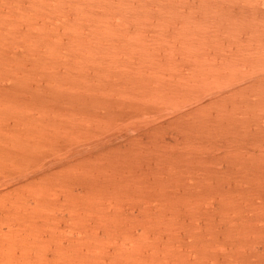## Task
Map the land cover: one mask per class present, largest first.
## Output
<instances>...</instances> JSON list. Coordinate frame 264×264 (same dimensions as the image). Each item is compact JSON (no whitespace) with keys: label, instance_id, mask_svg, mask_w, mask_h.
Listing matches in <instances>:
<instances>
[{"label":"rangeland","instance_id":"rangeland-1","mask_svg":"<svg viewBox=\"0 0 264 264\" xmlns=\"http://www.w3.org/2000/svg\"><path fill=\"white\" fill-rule=\"evenodd\" d=\"M65 112L0 264H264V0H0V134Z\"/></svg>","mask_w":264,"mask_h":264},{"label":"bare ground","instance_id":"bare-ground-1","mask_svg":"<svg viewBox=\"0 0 264 264\" xmlns=\"http://www.w3.org/2000/svg\"><path fill=\"white\" fill-rule=\"evenodd\" d=\"M34 107H37V106H33V108ZM41 107H44V106H41ZM48 108L51 110V107L48 106ZM56 109L58 110V108H56ZM57 110L54 109V111H57ZM65 110L68 112L67 109H65ZM61 111H62V109H61ZM31 114H33V113H31ZM66 114H67V116H65L61 119L52 115L51 116L52 118L50 119L48 117L46 122H43V121L37 122V119H35L34 122L32 120H29V119H24V120L18 119V121H15V120L11 121L12 122L11 124H9L10 122L6 123V126L8 127L7 132L0 134L1 135L0 138L2 140V143L0 144V168H1V171H3V170L7 171V169H11V168L13 170L14 169L13 167H16L19 165H22L23 167L21 166L22 167L21 169H23V168H25V165H23V164H27V163L29 164L30 162L33 163V162H35V160H38V158H40V157H43V156L46 157L44 154H48V152L47 153L44 152V154L42 152L44 148L46 149V146H50L54 143L60 144V142L63 141L64 138L65 139L67 138L66 136L63 138L64 135L69 134V136H72L73 135L72 130H70V129H79V127L75 123H73V121H75L76 119L74 117H72L71 114H68V113H66ZM36 116H37V114H36ZM81 116L84 117V114H82ZM85 117H87L88 120H84L83 123L81 124V126H83V124H87L88 127H94L97 124V122H98V124L102 123V117H99V116L97 117V115H94L91 117L90 116L88 117L86 115ZM21 119H23V118H21ZM20 125L22 126L21 128L19 127ZM90 131H91V129H90ZM89 135L90 134H87V136H89ZM69 136H68V138L70 139ZM75 136L77 137L76 134H75ZM12 141H13V145L11 147L8 146L7 142H12ZM72 141L73 140L71 139L69 142H72ZM75 141H76V139H75ZM66 147L68 148V146H66ZM60 149L62 150V148H60ZM49 151H52V149ZM62 151H64V149ZM53 153H55V151L52 152V154ZM58 155H61V154L58 153ZM73 155H74V153H73ZM48 157H50V155H48ZM66 158H68V155H66L63 159L66 160ZM61 161H56V163H46V162L42 163L41 162L42 163V164L40 163L41 169L39 171H37V170L34 171L35 166L34 167L32 166L34 169L33 170L34 172H32V173L29 172V173H31V174H29V177L30 178L36 177L38 174L44 173L45 171L52 169L54 166H57L59 164L61 165V163H62ZM57 162H59V163H57ZM32 163H31V165H32ZM31 165H29L30 168H31ZM33 165H35V164H33ZM14 170H13V172L17 173V175H18L20 168L18 169V172H16L17 169H14ZM22 175L23 174H21V176ZM20 178H21V180H20ZM13 179H15V177H13ZM22 179H27V178L25 176H23V177H18L15 180H17L16 182H18V181H22Z\"/></svg>","mask_w":264,"mask_h":264}]
</instances>
